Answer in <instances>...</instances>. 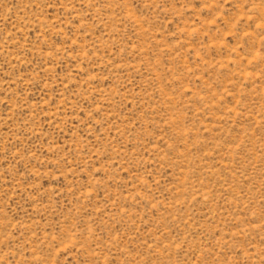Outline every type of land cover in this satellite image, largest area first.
<instances>
[{"label":"rangeland","instance_id":"1","mask_svg":"<svg viewBox=\"0 0 264 264\" xmlns=\"http://www.w3.org/2000/svg\"><path fill=\"white\" fill-rule=\"evenodd\" d=\"M0 264H264V0H0Z\"/></svg>","mask_w":264,"mask_h":264}]
</instances>
